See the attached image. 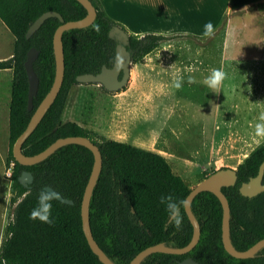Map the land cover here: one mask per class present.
<instances>
[{"label":"trees","instance_id":"16d2710c","mask_svg":"<svg viewBox=\"0 0 264 264\" xmlns=\"http://www.w3.org/2000/svg\"><path fill=\"white\" fill-rule=\"evenodd\" d=\"M90 1L96 11L94 20L87 26L62 32L63 80L53 102L23 142L22 152L33 155L57 138L76 135L85 136L98 146L102 166L89 202L90 229L94 240L113 263L127 264L147 246L162 242L166 246L182 247L190 241L192 226L183 208L190 188L161 154L126 142L97 139L94 132L76 122L61 121L67 96L71 86L78 84L77 75L94 74L103 65L112 66L115 46L121 42L115 34H109L115 26L127 34L125 47L131 62L151 53L162 42L176 38L199 39V36L132 34L106 13L100 0ZM249 8L262 11L264 1ZM48 10L57 11L63 21L77 20L86 14L77 0H0V22L14 38L12 55L0 59V70L12 69L8 139L10 159L14 161L9 197L13 210L3 228L0 264H103L87 244L80 216L81 198L93 163L92 152L80 144H65L32 165H21L12 155L15 139L26 127L54 77L52 37L61 21L48 17L29 38L25 37L28 26ZM32 47L38 50L33 62L38 88L33 107L28 110V81L23 63ZM262 160L264 144L253 149L237 165L235 184L221 187L229 204V238L236 250H245L264 238V191L247 197L238 190L242 182L255 176ZM22 171H29L33 177L26 185L19 182ZM44 186L52 187L73 202L66 204L54 199L51 224L29 218ZM161 196H172L178 203L179 228L174 226L173 215L166 205L160 202ZM190 206L200 226L196 245L185 254L151 253L140 264H179L186 257L199 264H264V246L249 258H235L224 250L222 208L212 192L200 191Z\"/></svg>","mask_w":264,"mask_h":264},{"label":"rangeland","instance_id":"374dc122","mask_svg":"<svg viewBox=\"0 0 264 264\" xmlns=\"http://www.w3.org/2000/svg\"><path fill=\"white\" fill-rule=\"evenodd\" d=\"M252 4L218 16L210 36L204 35L206 19L192 23L189 31L174 32L199 39L162 42L130 63L127 82L117 91L95 83L72 85L61 121H74L97 139L161 154L189 188L216 169L236 168L264 144V138L255 135L264 112V10L249 8ZM13 42L0 22V59L12 55ZM213 68L226 73L215 90L205 84ZM177 80L179 89L174 87ZM11 84L12 69L0 70V242L13 210L11 182L3 173L11 161Z\"/></svg>","mask_w":264,"mask_h":264},{"label":"water","instance_id":"95a60500","mask_svg":"<svg viewBox=\"0 0 264 264\" xmlns=\"http://www.w3.org/2000/svg\"><path fill=\"white\" fill-rule=\"evenodd\" d=\"M86 9L84 17L77 20L63 21L61 15L54 10H48L41 13L27 28L25 37L29 38L44 22L48 17H57L61 24L57 26L53 33L52 44L55 61V71L52 84L45 94L43 99L40 101L38 106L33 111L30 119L24 128V130L17 136L12 145V155L14 159L21 165H32L35 164L49 154H51L57 148L70 143L80 144L88 148L93 155V163L89 177L81 198L80 204V216L81 226L84 233L85 239L92 252L98 257L99 261L103 264H115L113 263L99 247L97 242L94 240L90 224H89V202L90 197L98 178L101 166L102 157L98 146L93 143L89 138L85 136H66L60 137L54 140L46 148L33 155H26L22 152V144L28 135L32 132L35 126L38 124L43 114L53 102L56 97L64 74V53L62 45V32L71 28H81L89 25L95 18L96 11L90 0H77ZM110 35L116 36L121 41L115 46V54L113 64L110 67L103 65L97 73H84L77 75L75 80L81 84L95 83L101 85L107 91H117L121 89L127 82L130 70L129 66L131 63V57L129 51L126 49L125 44L127 42V34L119 27L115 26L110 32ZM38 56V50L34 47L27 51L26 59L23 63L27 81V109L31 110L33 107V97L36 95L38 88V77L33 68V62ZM264 173V160L258 166L257 173L255 176L249 178L248 181L242 182L238 188L239 192L243 196L252 197L260 192L264 191V183H262V177ZM32 174L29 171H22L19 176V182L26 185L32 181ZM237 179L236 168L223 167L216 169L208 176L199 181L195 186L190 188L187 196L185 197L183 208L185 214L192 226V235L190 241L182 247H171L166 246L162 242L150 245L140 250L127 264H140V262L149 254L154 252H161L167 254H185L189 252L198 242L200 236V226L198 221L191 210V201L196 194L200 191H210L219 200L222 208V219H221V241L224 250L235 258H249L253 257L254 254L264 246V238L259 239L254 244L249 246L245 250H236L229 238V204L226 196L221 191L222 186L234 185ZM44 190L52 191L57 194V200L66 204H72L71 199L64 198L58 194L52 187L44 186ZM179 264H199L191 257H186L179 261Z\"/></svg>","mask_w":264,"mask_h":264},{"label":"crops","instance_id":"0c3cea01","mask_svg":"<svg viewBox=\"0 0 264 264\" xmlns=\"http://www.w3.org/2000/svg\"><path fill=\"white\" fill-rule=\"evenodd\" d=\"M257 1L264 0H100L112 19L137 35L189 31L192 23L204 19L214 27L218 16Z\"/></svg>","mask_w":264,"mask_h":264},{"label":"clouds","instance_id":"9594fccd","mask_svg":"<svg viewBox=\"0 0 264 264\" xmlns=\"http://www.w3.org/2000/svg\"><path fill=\"white\" fill-rule=\"evenodd\" d=\"M204 35L210 36L213 33V24L209 21L206 22L203 26ZM226 77V73L219 69L213 68L211 69L209 75L205 80V84L210 89H218L222 82ZM174 87L179 89L181 87V83L177 80L174 83ZM259 121L255 125V135L257 137L264 138V112L260 113ZM57 198V194L55 192H50L48 190H41L37 197V205L31 210L29 218L30 219H39L44 223L51 224L53 220L51 217L52 210V201ZM160 202L166 205V209L170 214L173 215V222L176 228L181 226V217L179 215V207L178 203L173 199L172 196H161ZM180 203H183L182 201Z\"/></svg>","mask_w":264,"mask_h":264},{"label":"built area","instance_id":"2783aa9c","mask_svg":"<svg viewBox=\"0 0 264 264\" xmlns=\"http://www.w3.org/2000/svg\"><path fill=\"white\" fill-rule=\"evenodd\" d=\"M13 168H14V161L13 160L8 162L4 166V172H3L4 173V178L6 180H8L9 182H11V176H12Z\"/></svg>","mask_w":264,"mask_h":264}]
</instances>
